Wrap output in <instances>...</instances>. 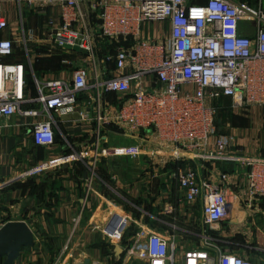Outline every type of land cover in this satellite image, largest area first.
Returning a JSON list of instances; mask_svg holds the SVG:
<instances>
[{
  "label": "built area",
  "instance_id": "1",
  "mask_svg": "<svg viewBox=\"0 0 264 264\" xmlns=\"http://www.w3.org/2000/svg\"><path fill=\"white\" fill-rule=\"evenodd\" d=\"M8 3L20 16L29 8L45 19L44 35L64 54V68L55 76L36 75L35 57L42 53L38 36L35 29L27 33L20 18L24 59H14L15 38H0V131L24 132L46 149L56 147L57 134L74 149L63 129L83 125L90 133L85 150L40 162L22 176L41 175L72 158L87 160L91 185L101 158L168 151L176 161H200L176 176L183 201L202 203L201 226L181 229L188 241L141 226L126 247L128 260L257 264L228 248L233 243L224 225L241 212L235 230L257 226L264 204V156L249 154L233 127L220 134L216 119L228 98L237 114L255 107L264 111V0L256 6L242 0H0V33L11 25ZM104 43L109 48L100 57ZM75 49L85 54L78 67L70 54ZM110 127L135 141L106 146L118 139ZM208 162L236 163L243 174L233 180L221 170L218 179L202 178ZM79 222L80 214L74 220ZM127 222L123 218L105 234L121 245ZM240 233L247 241L245 231ZM68 249L67 244L63 252Z\"/></svg>",
  "mask_w": 264,
  "mask_h": 264
},
{
  "label": "crops",
  "instance_id": "2",
  "mask_svg": "<svg viewBox=\"0 0 264 264\" xmlns=\"http://www.w3.org/2000/svg\"><path fill=\"white\" fill-rule=\"evenodd\" d=\"M6 9L10 10L11 25L0 33V38H15L18 45L15 59H21L20 18L17 12L12 11V3L6 4ZM33 23V20L28 25L24 23L27 33L34 29ZM60 53L63 55L60 50H55L53 55L56 57L51 54L46 62L36 64L40 77L63 73L62 59L57 57ZM249 112L250 128L256 124L263 127V109L255 107ZM82 127L75 131L80 133V138L85 135L88 138L90 133ZM108 130L112 131L110 128ZM233 131L242 145H255L253 130L251 136L243 135L239 129L234 128ZM85 140L75 149L83 150ZM132 140L135 139L132 137ZM63 148V144L58 142L55 148L46 149L36 146L24 132L0 131V228L9 221H25L35 236V244L23 248L15 264H136L128 260L126 247L141 226L168 238L177 236L187 241L191 239L181 229L196 230L197 215L201 216L202 212L201 208L196 207L197 204L190 205L182 199V189L173 173L180 162L176 161V166L156 159L148 160V163L146 160L145 163L144 155L131 159L127 157L123 162L115 157L101 158L97 160L98 176L91 185L87 160L75 161L72 158L41 175L22 176L28 168L65 154ZM248 153H253V150ZM159 154L171 155L168 151H160ZM199 164L200 161L193 165ZM203 164L204 170L200 176L218 179L221 172L218 164ZM225 165L231 179L236 180L243 174L238 164ZM147 169H153V176L148 172H145V178L136 175ZM29 180H33L37 187L32 188V184L23 186ZM79 214L80 222L75 225L74 220ZM116 215L120 216V221L123 218L128 221L120 243L124 251L120 255L115 250L117 242L111 241L105 234L106 230L110 231ZM67 244L69 249L64 253ZM0 264H4V258L0 259Z\"/></svg>",
  "mask_w": 264,
  "mask_h": 264
},
{
  "label": "rangeland",
  "instance_id": "3",
  "mask_svg": "<svg viewBox=\"0 0 264 264\" xmlns=\"http://www.w3.org/2000/svg\"><path fill=\"white\" fill-rule=\"evenodd\" d=\"M202 1H204V0H202ZM244 1H247V2H249V3H251L252 5H255V6L258 3V0H244ZM17 15H18V18H21L23 20V23H26L27 25H28V22L31 21V20H33V22H34L33 25H34V29L36 30L35 33L38 36V43H39V44H37V43L36 44L41 47L39 49V52L42 51V53L40 52L41 53L40 55L36 54L35 60H36L37 57H40V58H43V57L47 58L48 57L49 58V56L51 54H52V57H56L55 55H53V51H55V50L53 49L52 45L47 40V38H46V36L44 35V32H43V26H44V24L46 22L45 19L42 18V17H38L36 15V13L32 9H29V8H25L24 11H23V14H21V16H20L19 13H17ZM27 25H25V26H27ZM106 45L107 44L104 43L102 51H101V53L99 55L100 57H102L107 52L109 47H107ZM49 49H51V51ZM34 50L36 51V49H34ZM44 51L46 52V56L43 55ZM70 54L72 55L71 57L76 60L75 64H74L75 67L80 66V64L82 62V59L85 57V54L82 53V52H79L77 49L72 51V53H70ZM59 55H61V53ZM42 60H44L46 62L45 59H40V61H42ZM109 98L111 100L113 99L111 96ZM243 114H245L247 116H249V114L251 115L250 112L249 113H247V112L246 113H242L240 115H243ZM228 120L229 119H227L226 122H224L220 126H218V131L219 132L227 131V130H230L232 128L231 124L229 123L230 121H228ZM251 124H252V122L250 120L249 126H247V127L244 126V129L247 128L246 130H244L243 127H235V129H239L241 133H243V131H245L244 135H246V136L248 134H250V136H251V131L253 130L254 133H252V134H254V136L256 137V138H254L255 145H252V146H246L245 145V146L248 148V151L252 149L254 153H257V154L261 153L262 154V152H263V154H264V126L261 127V126H258V124H256V125H253L252 129H251L250 128ZM79 126L75 125L71 129H69V132L66 131L68 134L70 133V135L72 136V139H71L70 142H71L72 146L74 147V149H75V145H79L81 143L79 141L80 133L77 134L78 132L75 131L76 129L79 128ZM82 128L84 129V128H87V127L83 126ZM249 129H250V131H247ZM122 130L123 129L120 130V128L114 127V130H112L110 134H111V136H113V134H115L118 137V139H117V141H113L112 140L106 146L119 145V144H123V142H132V141L134 142L135 141V140H132V139L131 140L130 139H125V137H124L125 135H123L124 132ZM58 136L60 138V143L63 144V146H64V148H63L64 150L63 151L64 152H69L71 147H69L66 144V142H65V140H63V138H62L63 136L61 134H58ZM132 137L135 139L134 136H132ZM158 154H153L152 156L151 155H144L145 156V157H143L144 158V162L146 163V160H147V163H148L149 162L148 160L152 161V159L153 160L156 159L157 161L158 160L168 161V164L173 163L176 166V160L174 159V157H172L171 155L170 156H165V155H161V154L158 155ZM114 157H115V159H117L120 162H123L125 160V158H127V157H120V156H114ZM129 159H131V157H129ZM178 162H182V164L184 163V165L183 166L182 165L181 166L178 165L177 169H175L174 172H173L174 174H176L180 168H184L187 164H189V163L190 164H194V161H191V160L190 161L189 160L188 161L187 160H184V161L181 160V161H178ZM135 172H138V171H135ZM145 172L150 173L151 176H153V174L155 173L153 171V169H151V170L147 169V171H142L141 173L138 172L136 175L138 177L140 175V177L143 178L145 176L144 175ZM148 177H149V175H148ZM196 207L197 208H201V212H202V203L201 202L197 203ZM257 214H259V213H257ZM243 215L244 214H242L241 212L237 213V215L234 214L232 216L231 223L227 222V224L224 225V228L228 231L227 233H230L229 234L230 238L228 240L233 243L231 245L230 244H226V245L231 250H234L236 252L245 254L247 257H249L250 259L255 261L257 264H264V204H263L262 214L258 215V217H257V226H255L254 224L251 225V224L247 223L244 230H235V227H234L235 222L237 224V222L239 220H242L244 218V217L241 218ZM247 216H249V214L246 215V217ZM201 217L202 216L197 215L196 221H197V224L199 226H201V224H202V218ZM246 222H248V220H246ZM233 227H234V229H233ZM242 231H245V236H246V238H248L247 241H246L245 237L240 233Z\"/></svg>",
  "mask_w": 264,
  "mask_h": 264
},
{
  "label": "water",
  "instance_id": "4",
  "mask_svg": "<svg viewBox=\"0 0 264 264\" xmlns=\"http://www.w3.org/2000/svg\"><path fill=\"white\" fill-rule=\"evenodd\" d=\"M119 221L120 216L116 215L109 230L114 232ZM34 244V232L25 221H9L0 228V259L5 258L4 264H15L21 250ZM115 250L117 255L122 254L124 251L119 244H115Z\"/></svg>",
  "mask_w": 264,
  "mask_h": 264
},
{
  "label": "trees",
  "instance_id": "5",
  "mask_svg": "<svg viewBox=\"0 0 264 264\" xmlns=\"http://www.w3.org/2000/svg\"><path fill=\"white\" fill-rule=\"evenodd\" d=\"M193 2H195V3H204L206 0H204V1H202V0H192ZM242 1H244V0H242ZM251 4V3H250ZM255 6V5H254ZM17 53H18V51H17ZM63 54V53H62ZM16 55H18V54H16ZM19 55L20 56H22V54L21 53H19ZM38 56V55H37ZM16 57V56H15ZM15 57H14V59H15ZM63 57H64V54L63 55H59L58 54V58L59 59H63ZM21 59H24V57L22 56V58ZM40 59H45L46 61L48 60L47 58H40V57H37L36 58V60H35V63H34V71H35V73H36V75L37 76H40L39 74H37V72H36V64L38 63V62H40ZM44 60H42L41 62H43ZM111 97H113V95H111ZM224 101V103H225V106H224V108H222L220 111H219V114H218V116H217V119H216V124H217V127L218 126H220L222 123H224V122H226V120L227 119H229L228 121H230L229 123L231 124V126L232 127H244L245 125H247L248 124V122L250 123V118H249V116H247V115H245V114H243V115H240V114H237V113H235L231 108H230V100H229V98L228 99H224L223 100ZM110 129H112V130H114V127H110ZM228 131V130H227ZM227 131H223V132H219L220 134L221 133H226ZM63 132H64V134L66 135V137L68 138V140L69 141H71V139H72V136L70 135V134H68L67 132H66V130L65 129H63ZM63 138V137H62ZM87 137H86V135L85 136H81V138H79V141L80 142H82L83 140H85ZM63 140H64V138H63ZM57 142H60V138H59V136H58V134H57ZM71 143V142H70ZM77 146L78 145H75V148H77ZM74 148V147H73ZM74 150H78V149H70V151L69 152H65V153H70V152H73ZM261 154V153H260ZM262 154H263V152H262ZM261 154V155H262ZM262 156H264V154L262 155ZM178 165H184V163L182 164V162H180V163H177ZM218 165V167H220L221 168V170L222 171H224V172H228L225 168H226V163H217ZM231 172V171H230ZM32 184V188H35V187H37V185H36V183L33 181V180H29L26 184H24L23 186H30Z\"/></svg>",
  "mask_w": 264,
  "mask_h": 264
}]
</instances>
